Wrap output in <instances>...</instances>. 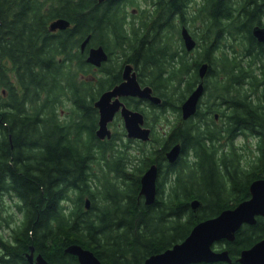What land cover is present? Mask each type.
Instances as JSON below:
<instances>
[{
  "label": "trees",
  "instance_id": "1",
  "mask_svg": "<svg viewBox=\"0 0 264 264\" xmlns=\"http://www.w3.org/2000/svg\"><path fill=\"white\" fill-rule=\"evenodd\" d=\"M151 2V12H141L140 23L127 29L124 5L133 0H0V197L13 199L14 214L11 223L5 219L8 233L0 232L1 264H29L21 255L29 245L50 264H78L63 250L71 243L105 264L141 263L182 240L198 221L249 197L251 180L264 176V42L251 31L264 25V0ZM60 16L73 25L50 31L48 22ZM183 24L198 45L193 55L180 38ZM85 34L110 55L120 50L116 65L106 64L95 81L81 77L91 70L80 49ZM125 61L161 96L159 104L148 103L150 118L158 115L154 109L177 115L137 152L126 150L120 137L101 140L94 133L93 102ZM201 62L208 63L205 102L182 120L179 104L199 81ZM66 101L60 120L55 108ZM247 131L256 137L252 158H246L248 142L239 143L243 153L233 142ZM178 140L181 159L169 163L164 151ZM153 162L160 167L157 194L146 204L140 176ZM199 170L196 186L190 177ZM193 198L201 201L196 211ZM248 227L224 240L230 262L189 264H240L238 250L262 232Z\"/></svg>",
  "mask_w": 264,
  "mask_h": 264
},
{
  "label": "water",
  "instance_id": "2",
  "mask_svg": "<svg viewBox=\"0 0 264 264\" xmlns=\"http://www.w3.org/2000/svg\"><path fill=\"white\" fill-rule=\"evenodd\" d=\"M101 2L103 0H97ZM70 20L65 17H56L48 22V29H64L70 25ZM253 36L260 42H264V25L256 23L251 28ZM181 37L187 50L195 46V39L185 26L181 27ZM90 34H87L80 43L83 50L89 41ZM107 58V52L102 45L90 46L86 61L94 65H100L101 61ZM208 63L201 62L197 67L199 81L189 91L188 95L180 104L182 119L192 116L198 106V101L204 90L203 78L207 71ZM123 80L109 89L100 93L94 101V106L99 110L98 127L95 131L99 138L109 137L110 132L107 122L113 117L115 111L120 109L124 120L127 136L147 140L150 137V128L143 126L144 116L139 110L128 108L119 100L121 95H132L147 98L152 102L161 101V97L152 94L150 85L139 83L136 72L132 71L130 64H125L122 71ZM114 97L113 100L111 98ZM181 145L175 142L165 152L169 162H173L179 152ZM157 165L152 163L140 176L139 194L143 196L144 203H153L156 197ZM250 195L240 201L234 207L224 208L218 214L202 219L192 226L189 233L180 241L175 242L166 249L149 254L138 264H189L197 262L230 261L231 258L226 249H214L212 243L218 239L226 238L233 240L236 236V229L243 221L253 222L255 214L264 213V176L253 179L249 183ZM90 200L85 198V206L89 207ZM201 204L198 198L190 200L193 211ZM29 252L22 253L32 264H50L41 254L34 253L33 245L28 246ZM63 250L75 255L78 264H105L95 253L87 247L77 243H71ZM237 261L241 264H264V238L256 241L250 247L242 249ZM68 264V263H63Z\"/></svg>",
  "mask_w": 264,
  "mask_h": 264
},
{
  "label": "rangeland",
  "instance_id": "3",
  "mask_svg": "<svg viewBox=\"0 0 264 264\" xmlns=\"http://www.w3.org/2000/svg\"><path fill=\"white\" fill-rule=\"evenodd\" d=\"M196 2H199V0H196ZM151 0H134L133 1V4H125L124 6L126 7V13H125V20L131 18V20L133 21L134 25H138L140 23V18H139V15L141 12H143L145 15L147 14V12L150 10L151 8ZM193 3V2H192ZM198 3H194L193 7L190 6V9L189 10H193L195 9V7H197ZM146 11V12H144ZM151 12V10H150ZM73 25V23H71V26ZM130 23H126L125 26L130 29ZM190 32H191V29L189 28ZM192 33V32H191ZM175 40H176V37H174ZM195 38V37H194ZM178 43V41H175ZM176 45V44H175ZM198 45H197V42L195 44V47L194 49L192 50H189V55H193L194 54V51L195 49H197ZM120 50L117 49L116 51H114V53H112L111 57H113L112 59V66H115L116 63H114L113 61L116 60L117 55L119 54ZM9 65V64H8ZM10 67V68H9ZM7 71L9 73V77L14 81L15 80V76H13L12 74V70H11V66H8L7 67ZM100 73H98L97 70L95 69H92L89 71V72H86V73H83V75H81V77H83L84 79H88L90 81H95V78L96 77H99ZM4 91V90H3ZM202 98L200 99V103H199V106L200 105H203V102H205V93L203 92V94L201 95ZM63 98H66L63 97ZM141 107L144 109V111L147 113V116H149L148 118H150V115L148 114L151 113V110L149 109L148 105L147 104H142ZM63 105L61 107H58V105L56 106V112L59 113V118H61L63 115H65L67 113V110L65 109V111H61L62 110ZM154 113H158V117H156L154 120H153V125H154V137H157L160 135V133L164 132L165 130H167L168 128V125L171 124V122L175 119V116H176V112L172 111L171 109H168L166 110L165 112V116H163V114H160L158 109H154L153 111ZM194 115V114H193ZM165 117V118H164ZM221 117V118H220ZM151 119V118H150ZM215 119V123L218 125L222 124V120H223V117L220 116V114H218V116ZM120 122V121H119ZM120 127V124H117L116 128H119ZM246 137L244 135H237L235 136V139L233 140V142L235 144H237L238 148H241L240 144L239 143H243V142H248V150H245L246 152L248 151V154H246V158H252V156L254 155V153L256 152V150H254V145L256 143V137L253 136L249 131L246 132ZM126 139V136H122V140L124 141ZM117 141H119V138H117ZM121 141V140H120ZM122 142V141H121ZM125 143L127 141H124ZM149 142L150 141H145V142H130L129 145L128 144H125V148L126 150H130L132 152H137L138 150H140V148H145L149 145ZM222 149L221 150H225L228 148L229 145H227V140L226 139H222ZM243 148H241V151L242 153L244 152V150H242ZM190 158H191V154L188 155ZM188 157V158H189ZM197 159V157H196ZM244 160V158L241 156L240 158V162H242ZM185 172L187 174H189L190 172H187L185 170ZM201 171H196L192 177H190V179L193 181V183L197 186V184H200V182L202 181L201 179ZM175 178V175H173V180ZM0 200H2V204L4 205H1L0 203V232L3 234V235H6L8 233L7 231V227L4 226V223H5V219L8 218L10 220V223L13 221V217H14V214H13V211H12V207L11 205H9L10 202L13 201V199L11 197H8L7 195H2L0 197ZM12 204V203H10ZM16 216V215H15ZM213 245H216V248H218V246H220V243L216 241V243H212V246Z\"/></svg>",
  "mask_w": 264,
  "mask_h": 264
},
{
  "label": "flooded vegetation",
  "instance_id": "4",
  "mask_svg": "<svg viewBox=\"0 0 264 264\" xmlns=\"http://www.w3.org/2000/svg\"><path fill=\"white\" fill-rule=\"evenodd\" d=\"M103 1H105V0H103ZM103 1H101V2H103ZM134 1V0H133ZM98 2V1H97ZM125 13H126V7H125ZM126 23H130L131 25H134V23H133V21L131 20V18H129V19H127V20H125L124 21V26H125V24ZM261 24V23H260ZM131 25H130V28H131ZM134 26H137V25H134ZM182 26H185L187 29H188V31L190 32V30H189V28L186 26V25H181L180 26V30H181V27ZM68 27H71V25H69ZM126 27V26H125ZM67 28V27H66ZM127 28V27H126ZM65 29V28H64ZM128 29V28H127ZM56 30H59V29H56ZM55 30V31H56ZM180 30H179V34H180ZM88 33H90V32H88ZM190 34L192 35V33L190 32ZM87 34H85L84 36H86ZM192 37H193V35H192ZM180 38H181V40H182V43H183V39H182V37H181V34H180ZM194 38V37H193ZM195 39V38H194ZM83 40V38L81 39V41ZM195 41H196V39H195ZM81 43V42H80ZM196 44V43H195ZM96 45H102V44H100V43H97V44H90L89 43V41L87 42V44L85 45V47H84V49L83 50H81V52L84 54V59L86 58V56H87V53H88V49H89V47L90 46H96ZM103 46V45H102ZM183 46H184V43H183ZM195 47V46H194ZM194 47L192 48V49H194ZM104 48V47H103ZM184 48H185V46H184ZM105 49V48H104ZM186 49V48H185ZM191 49V50H192ZM187 50V49H186ZM105 51L107 52V50L105 49ZM187 51H189V50H187ZM111 56L112 55H110L108 52H107V58L105 59V60H103V61H101V63H100V65H94V64H92V63H89V62H87L86 61V59H85V61L87 62V63H89L90 65H91V68L92 69H95V70H97L98 71V73H100V74H98L99 76L100 75H102V73L104 72V71H106V67H105V65L106 64H111V60L112 59H110L111 58ZM109 61H111V62H109ZM125 64H130L131 66H132V71L134 70L135 72H136V76H137V79H138V81H139V83L141 84V86H143V85H150V84H148V83H143V82H141L140 80H139V78H138V72H137V69H136V66H134V64L132 63V62H129V61H125V62H123L122 64H121V67H120V69H119V77H118V79L111 85V86H109V87H107V88H105V89H103L101 92H103L104 90H106V89H109V88H111L112 86H114L115 84H117V83H119L120 81H122L123 80V78H122V71H123V67H124V65ZM81 75H83V74H81ZM96 79V78H95ZM151 86V85H150ZM151 88H152V94H155V95H158L159 96V94H157L156 92H155V90L153 89V87L151 86ZM100 92V93H101ZM203 92H204V90H203ZM189 93V92H188ZM188 93H187V95H188ZM203 94V93H202ZM100 95V94H99ZM98 95V96H99ZM186 95V96H187ZM185 96V97H186ZM161 97V96H160ZM184 97V98H185ZM98 98V97H97ZM96 98V99H97ZM128 98H133L135 101H138L139 103H138V106H135V105H133V104H129L128 102H127V99ZM183 98V99H184ZM202 98V96H200V98H199V101H198V105H199V103H200V99ZM114 99V97H112L111 98V100H113ZM119 100L120 101H122L128 108H130V109H133V110H139L140 112H142L143 113V116H144V123H143V126H145V127H149L150 128V137H149V139H147V140H142V139H140V138H137V137H129V136H127V133H126V128H125V126H124V120H123V117H122V115H121V112H120V109H118L117 111H115L114 112V114H113V117H112V119L110 120V121H108L107 122V127H108V129H109V132H110V136L109 137H104V138H99V139H109V138H112V137H114V138H122V136L124 135V136H126V139L124 140V141H127L126 143L124 142V141H122L123 142V144L125 145V144H128L129 145V143L130 142H145V141H150L152 138H153V135H154V125L152 124L153 123V120L156 118V117H158V115H156V116H154V114H153V111H152V114H153V116H154V119H150V118H148L149 116H147L146 115V112L144 111V109L141 107V105L142 104H147L148 105V103L150 102V103H153V104H159L161 101H159V102H152V101H150L149 99H147V98H141V97H138V96H132V95H121V96H119ZM95 101V100H94ZM183 101V100H182ZM181 101V102H182ZM181 102H180V104H181ZM180 104H179V106H180ZM69 105H70V102L69 101H66V105L64 106V108L66 109V107H69ZM93 105H94V102H93ZM95 107V106H94ZM64 108H62V110L61 111H65V109ZM197 108H198V106H197ZM150 109V108H149ZM67 110V109H66ZM57 110L55 109V112H56ZM95 111H96V120H95V128H94V133H95V131H96V129H97V127H98V121H99V110L97 109V107H95ZM66 112V111H65ZM67 113H68V110H67ZM56 114H57V117H58V119H62L65 115H63L61 118H59V113H57L56 112ZM218 112H215V114H214V118H216L217 116H218ZM164 116V115H163ZM180 117H181V112H180ZM148 118V119H147ZM165 118V117H164ZM176 118H177V115H176ZM181 119H182V117H181ZM182 120H186V119H182ZM120 121V122H119ZM117 124H120V127L119 128H116V126H117ZM166 131V130H165ZM164 131V132H165ZM164 132H162V133H164ZM161 133V134H162ZM95 135H96V133H95ZM178 142L180 143V145H181V141L180 140H178ZM174 144V143H173ZM172 144V145H173ZM168 149V148H167ZM167 149H165V151H164V157H165V159L168 161V159L166 158V155H165V152L167 151ZM182 151H181V148H180V152H179V154H178V156H177V158L173 161V162H169V163H177L178 161H180V159H181V155H182V153H181ZM154 163V162H153ZM156 165H157V177H156V194H157V180H158V177H159V174H160V167H158V164L157 163H155ZM263 177V176H262ZM260 178V177H259ZM256 179V178H255ZM252 181V180H251ZM248 190H249V186H248ZM0 191H1V189H0ZM138 193H139V191H138ZM4 195H7L6 193H4ZM141 195V194H140ZM249 195H250V192H249ZM8 196V195H7ZM8 197H10V196H8ZM87 198V197H86ZM248 198V197H247ZM246 199V198H245ZM244 200V199H243ZM254 221L253 222H250V221H243L241 224H240V226L236 229V232L237 231H246V227L247 226H253V228L255 229V230H262V232H261V236L259 237V238H256L249 246H246V247H242V248H240L239 250H238V252L236 253V256H235V260L237 261V257L240 255V252H241V250L242 249H245V248H248V247H250L253 243H255L256 241H258V240H260V239H262V238H264V231H263V227H260V225L261 226H264V213H261V214H255L254 215ZM248 227V228H249ZM260 230V231H261ZM235 239V238H234ZM233 239V240H234ZM224 240H226V241H233V240H231V239H226V238H221V239H218V240H216L217 242H222V244H220V246H218V248H216V245H213V248L214 249H226L227 251H228V248H225L224 247V244H223V242H225ZM216 241H214L213 242V244L214 243H216ZM0 251H1V249H0ZM34 251V253L35 254H41L40 252H36L35 251V249L33 250ZM29 252V250L28 251H25L24 252V254H26L27 255V253ZM229 254V253H228ZM230 256V255H229ZM44 257V256H43ZM27 258V257H26ZM231 258V257H230ZM46 259V258H45ZM76 259H77V257H76ZM27 260H28V258H27ZM231 261V260H230ZM229 261V262H230ZM28 262H29V264H32V263H30V261L28 260ZM237 262H239V261H237ZM77 263H78V260H77ZM240 263V262H239ZM1 264V263H0ZM241 264V263H240Z\"/></svg>",
  "mask_w": 264,
  "mask_h": 264
}]
</instances>
